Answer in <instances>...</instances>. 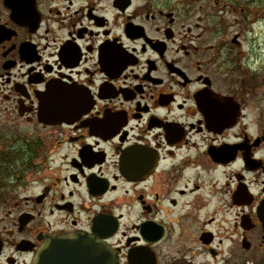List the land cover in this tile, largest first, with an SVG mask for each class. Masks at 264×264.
I'll use <instances>...</instances> for the list:
<instances>
[{
  "label": "flooded vegetation",
  "instance_id": "obj_1",
  "mask_svg": "<svg viewBox=\"0 0 264 264\" xmlns=\"http://www.w3.org/2000/svg\"><path fill=\"white\" fill-rule=\"evenodd\" d=\"M238 4L0 0V264L68 233L121 264L264 258V68Z\"/></svg>",
  "mask_w": 264,
  "mask_h": 264
},
{
  "label": "water",
  "instance_id": "obj_2",
  "mask_svg": "<svg viewBox=\"0 0 264 264\" xmlns=\"http://www.w3.org/2000/svg\"><path fill=\"white\" fill-rule=\"evenodd\" d=\"M264 228V200L259 208ZM0 241V250H1ZM120 264L114 249L106 241H94L88 235L59 234L46 241L37 252L33 264ZM139 264H157L154 255L140 257Z\"/></svg>",
  "mask_w": 264,
  "mask_h": 264
},
{
  "label": "rangeland",
  "instance_id": "obj_3",
  "mask_svg": "<svg viewBox=\"0 0 264 264\" xmlns=\"http://www.w3.org/2000/svg\"><path fill=\"white\" fill-rule=\"evenodd\" d=\"M225 1H237L242 6H249L253 9V12L244 20L242 17H238V20L243 23L244 33L243 36L247 39L246 50L253 52L255 55V61L257 59V65L264 68V0H225ZM238 4V5H239ZM240 6V7H242ZM235 16H227L226 21L233 23ZM247 26V27H246ZM239 28V27H238ZM237 28H229L228 32H234ZM260 81L262 82L261 90H263L264 81V71L260 72ZM259 81V82H260ZM22 175V173H21ZM163 254L171 253L170 246L166 245L163 247ZM168 249V250H167ZM253 264H264V258L262 257L258 261H251ZM243 264H248L245 261Z\"/></svg>",
  "mask_w": 264,
  "mask_h": 264
}]
</instances>
